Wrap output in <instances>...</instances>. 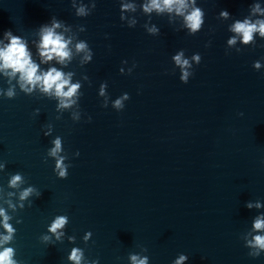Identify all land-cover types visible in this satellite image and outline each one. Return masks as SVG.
Masks as SVG:
<instances>
[{
    "label": "water",
    "instance_id": "obj_1",
    "mask_svg": "<svg viewBox=\"0 0 264 264\" xmlns=\"http://www.w3.org/2000/svg\"><path fill=\"white\" fill-rule=\"evenodd\" d=\"M250 2L199 0L204 28L189 35L174 25L110 94L129 92L124 109L100 105L63 139L66 178L45 155L23 173L41 195L17 211L21 223L13 220L17 259L70 264L67 239L38 238L64 212L66 232L100 264H128L141 245L150 264H170L179 252L188 253L186 264H264V254L249 256L240 239L258 211L244 202L264 199V69L251 66L264 57V41L226 54L228 21L216 15L227 8L241 16ZM179 48L202 56L188 83L171 70ZM87 229L93 235L85 244Z\"/></svg>",
    "mask_w": 264,
    "mask_h": 264
},
{
    "label": "clouds",
    "instance_id": "obj_2",
    "mask_svg": "<svg viewBox=\"0 0 264 264\" xmlns=\"http://www.w3.org/2000/svg\"><path fill=\"white\" fill-rule=\"evenodd\" d=\"M70 4L75 16L87 17L96 8L97 0H70ZM118 9L119 20L129 28L138 24L141 14L145 16L142 27L151 35L161 32L160 26L153 22V15L166 16L169 24L189 35L200 32L206 22V12L199 0H118ZM216 15L219 20L228 21L226 54L233 49L240 53L244 50L242 46H256L258 38L264 41V0H251L247 5V12L241 16L233 15L227 8H220ZM84 31V24L73 26L56 14L40 23L32 32L31 39L18 34L12 28L0 31V81L7 85H0V98H14L18 92L25 95L38 94L55 101L57 119L61 118L63 112L69 111L71 119L79 121L82 118V85L84 81L89 84L91 81L84 72L77 77L76 71L69 65L75 60L83 67L93 60V48L86 39L80 37V33ZM212 31L214 29L209 27V32ZM107 35L108 33H105V36ZM210 44L211 38L205 41V47ZM201 59L199 51L186 55L185 49L179 48L171 54V70L175 72L178 69L179 80L188 83L194 75V65H198ZM125 65H128V60L122 59L118 71L130 74L136 67V62L133 60L130 66ZM251 66L257 71L264 69V57L253 60ZM107 89L108 82L100 81L97 95L102 97L101 106L107 108L111 105L116 111L124 109L125 102L130 98L129 92L123 91L111 98ZM33 112L38 114L40 108H34ZM238 115L243 116V111L238 112ZM87 119L90 121L92 116L87 115ZM41 129L43 136L51 137L44 159L47 161L52 158V171L58 178H66L71 160L64 149L62 136L52 135L54 126L51 121L43 124ZM72 155L79 156V149ZM5 167L6 161L0 160V172L4 171ZM40 195V189L29 183L21 171L9 173L6 186L0 184V264H24L17 259L13 245L17 232L15 224L22 221L16 213L24 209L26 203L31 206L32 198ZM244 204L248 209L258 211L251 216L250 226L240 233V239L248 249L249 256L259 257L264 254V199H248ZM68 223L67 213H55L47 223L46 231L39 235V240L49 245L67 239L71 243L66 256L70 264H100L99 256L90 259L85 255V249L75 243L76 235L66 232ZM92 235V230L87 229L81 239L87 244ZM139 247V251L128 253V264H150L147 247ZM188 260V253L179 252L170 264H186Z\"/></svg>",
    "mask_w": 264,
    "mask_h": 264
}]
</instances>
